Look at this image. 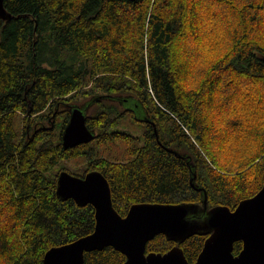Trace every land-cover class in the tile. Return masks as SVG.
Instances as JSON below:
<instances>
[{
	"label": "trees",
	"instance_id": "trees-1",
	"mask_svg": "<svg viewBox=\"0 0 264 264\" xmlns=\"http://www.w3.org/2000/svg\"><path fill=\"white\" fill-rule=\"evenodd\" d=\"M4 5L12 17L0 16V264H42L52 247L94 231L92 204L57 195L62 170L101 171L122 216L135 203L203 208L206 198L209 209L234 210L262 188L264 0ZM130 97L145 118L125 107ZM76 105L88 108L95 138L66 148ZM207 238L159 234L147 253L180 245L193 264ZM242 248L237 241L234 254ZM126 260L108 246L86 252L84 264Z\"/></svg>",
	"mask_w": 264,
	"mask_h": 264
},
{
	"label": "water",
	"instance_id": "water-1",
	"mask_svg": "<svg viewBox=\"0 0 264 264\" xmlns=\"http://www.w3.org/2000/svg\"><path fill=\"white\" fill-rule=\"evenodd\" d=\"M0 16L12 17L4 0H0ZM87 112L84 106L71 107L62 136L66 148L95 138L87 124ZM57 182L60 198L95 207L96 227L86 236L49 249L42 264H84L86 252L108 246L127 256L125 264H189L180 245L165 253H147V244L159 234L180 243L196 233L208 234V238L193 264H264V185L234 210L228 206L209 209L206 198L203 208L188 203H135L122 216L113 205L110 182L101 171L80 176L63 170ZM237 241H243V248L235 255Z\"/></svg>",
	"mask_w": 264,
	"mask_h": 264
},
{
	"label": "rangeland",
	"instance_id": "rangeland-1",
	"mask_svg": "<svg viewBox=\"0 0 264 264\" xmlns=\"http://www.w3.org/2000/svg\"><path fill=\"white\" fill-rule=\"evenodd\" d=\"M126 108L133 109L138 118H145L146 111L143 106L133 97H130L129 102L125 104Z\"/></svg>",
	"mask_w": 264,
	"mask_h": 264
},
{
	"label": "bare ground",
	"instance_id": "bare-ground-1",
	"mask_svg": "<svg viewBox=\"0 0 264 264\" xmlns=\"http://www.w3.org/2000/svg\"><path fill=\"white\" fill-rule=\"evenodd\" d=\"M240 51V50H239ZM243 52V51H242ZM50 106V105H49ZM46 108H50V107H46ZM47 111V110H46ZM41 113V112H40ZM44 115V114H43ZM57 115V114H56ZM18 118V117H17ZM23 118V117H22ZM20 119V118H19ZM18 120V119H17ZM88 123V122H87ZM19 125H21V124H19ZM19 127V126H18ZM138 132V131H137ZM130 134V133H129ZM134 134V133H133ZM137 134V133H136ZM63 171V170H62Z\"/></svg>",
	"mask_w": 264,
	"mask_h": 264
}]
</instances>
